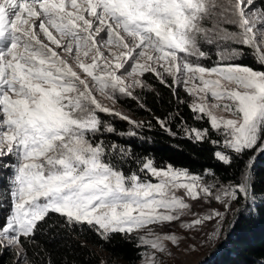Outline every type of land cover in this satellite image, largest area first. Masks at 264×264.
<instances>
[{
    "label": "snow or ice",
    "instance_id": "obj_1",
    "mask_svg": "<svg viewBox=\"0 0 264 264\" xmlns=\"http://www.w3.org/2000/svg\"><path fill=\"white\" fill-rule=\"evenodd\" d=\"M212 47L219 59L207 67L200 61ZM149 73L174 95L183 85L193 99L177 96L179 103L193 119L206 118L210 128L184 129L189 139L203 141L214 130L221 136L211 141L221 149L214 157L228 167L242 162L227 185L205 184L171 165L158 168L150 157L137 158L138 170L126 173L122 162L132 154L97 139L115 132L101 114L143 126L100 98L113 104L131 98L144 108L135 89L150 88L143 79ZM156 120L174 134L168 119ZM249 152L254 155L244 160ZM259 155L264 0H0V164L8 171L10 200L0 255L14 250V264H31L25 245L35 242L39 222L51 214L104 242L120 234L137 248L140 264H166L161 257L172 255L166 242L180 240L162 229L173 222L187 230L219 224L224 213L215 209L184 222L187 201H216L228 211L251 199Z\"/></svg>",
    "mask_w": 264,
    "mask_h": 264
},
{
    "label": "trees",
    "instance_id": "obj_2",
    "mask_svg": "<svg viewBox=\"0 0 264 264\" xmlns=\"http://www.w3.org/2000/svg\"><path fill=\"white\" fill-rule=\"evenodd\" d=\"M205 49L208 50L207 46ZM218 59L217 49L212 47L208 58L202 59L200 63L210 66ZM243 62L254 68L258 67L251 58L245 57ZM143 79L150 88L138 89L136 95L144 108L139 107L138 102L131 98L119 100L137 121L143 122L142 127L133 129L132 125L117 117L101 115L104 122L114 127L115 132L104 133L102 136L98 134L97 139H103L106 144L115 142L132 154L122 162L123 170L126 173L137 171V158L150 157L156 167L171 165L197 175H205L210 170L214 174L211 176L220 181H230L237 177L238 169L242 167L241 161H234L228 167L214 157L216 146L211 141L220 139L214 130L199 142L189 139L185 134V127L210 128L206 118L199 121L193 119L188 107L179 103V100L185 99L181 98L178 91L174 95L173 88L162 85L152 74H146ZM168 83L170 84L169 80ZM157 117L168 119V127L174 134L161 129ZM133 130L136 132L135 136L126 135ZM251 155L252 152L247 153L244 160ZM2 169L3 165H0V170ZM253 172L252 198L237 214L222 245L203 264H264V155H259L255 160ZM7 187L8 183L3 175L0 178V226L5 222L10 204L6 194ZM25 247L26 258L31 264H48L49 260L51 264H101L99 250L105 253L107 259H122L134 263L139 258L134 244L120 234H115L109 242H104L86 227L72 229L64 226L62 219L56 214H51L45 222H39L35 242L27 243ZM11 257V252L5 251L0 255V264H11Z\"/></svg>",
    "mask_w": 264,
    "mask_h": 264
},
{
    "label": "rangeland",
    "instance_id": "obj_3",
    "mask_svg": "<svg viewBox=\"0 0 264 264\" xmlns=\"http://www.w3.org/2000/svg\"><path fill=\"white\" fill-rule=\"evenodd\" d=\"M214 65H215V63L213 65H210L207 67H212ZM166 79L169 80V82L171 84V78L166 77ZM145 83L147 85H149L147 82H145ZM173 87H175V86H173ZM138 89H140V88L135 89V94H137ZM177 91L180 94L181 98H184L187 101V103L192 102L193 98L185 92L183 85H181L177 89ZM123 98L124 97H120L114 104L112 103V101H109L107 99H104V98H100V99L103 103H105L106 105H108L110 107H113L116 111L122 112L123 114L129 116L132 120L137 121L138 119L120 103L119 100L123 99ZM209 100H211V97H209ZM217 114L221 115L222 113H217ZM101 115H107V114H101ZM185 128L192 129L195 127H185ZM195 129H197V128H195ZM200 130H203V128H200ZM214 133L216 135L220 136L215 131H214ZM185 134L188 135L187 132H185ZM219 140H221V136H220ZM217 150H221V149H219L216 146V151ZM0 165H2V164H0ZM166 167L167 166L158 167V168H166ZM207 172L208 171H206L205 175H203V174L198 175L202 178V180L205 184H213V185H215V187H219L221 184L227 185L229 183V181H220L218 178L211 176V175H208ZM190 174H192V173H190ZM3 175L5 176V180L7 182L8 171L4 170V168L2 170H0V178ZM194 175H197V174H194ZM177 194L180 195L181 193L178 192ZM242 200H241V202H242ZM187 202L190 204L191 209H190V213L188 215L181 217V219L184 222H190L192 219L195 218L192 215V213L203 214V212L209 211L211 209H215L217 211L223 212L224 213V219L222 221H220L219 224H217V222L215 220L206 221L204 226L193 229V230L182 229L179 226V222H173V225L171 228H163L162 229L163 232L174 233L177 237H179V240H180L178 246L173 245L170 242H166L169 252L172 253L171 257H168V256L161 257V259H164L166 261V264H195L199 259L203 258L211 249L212 250H211V253L209 254V256L211 254H213L215 251H217V249L222 245V243L225 240V239L221 240V238L224 235L226 228L228 229L232 224L233 219L231 218V216L233 215L236 207L241 203V202L240 203H233L231 205L230 210L225 211L223 209V207L219 204V202H216V201H203L202 205H198L196 202L191 201V200H189ZM9 208H10V204H9ZM9 208H8V212H7L6 217L9 214ZM6 217H5V220H6ZM217 228H219L218 234L213 236L212 239H209V236H211L212 233L214 231H216ZM154 231L160 232L161 228L158 226V227L154 228ZM134 235H144V233H136ZM141 251H150V249L141 248ZM9 252H11V254H12L11 264H14L15 252H14V250H9ZM99 254H100L101 260L104 261L105 264H140V258H138L134 263H128L122 259H107V257L105 256V253L103 251H100V250H99ZM209 256H207L205 259L200 260L199 263H197V264H203L204 261Z\"/></svg>",
    "mask_w": 264,
    "mask_h": 264
},
{
    "label": "water",
    "instance_id": "obj_4",
    "mask_svg": "<svg viewBox=\"0 0 264 264\" xmlns=\"http://www.w3.org/2000/svg\"><path fill=\"white\" fill-rule=\"evenodd\" d=\"M253 155H254V154L252 153L251 156H253ZM257 157H258V156H257ZM257 157H256V159H257ZM256 159H255V160H256ZM248 200H249V199H243L242 202L236 207V209H235L233 215L231 216V218H233L232 224H231V226H230L228 229L226 228V230H225V232H224V235L222 236L221 240L225 239V238L228 236V234L230 233V231H231V229H232V225H233V222H234V220H235L237 214L239 213V211H240L242 208H244V207L246 206ZM211 250H212V249H211ZM211 250H210V251H209V252H208L203 258L199 259L195 264L199 263L200 260L205 259L207 256H209V254L211 253Z\"/></svg>",
    "mask_w": 264,
    "mask_h": 264
},
{
    "label": "bare ground",
    "instance_id": "obj_5",
    "mask_svg": "<svg viewBox=\"0 0 264 264\" xmlns=\"http://www.w3.org/2000/svg\"><path fill=\"white\" fill-rule=\"evenodd\" d=\"M233 219V218H232Z\"/></svg>",
    "mask_w": 264,
    "mask_h": 264
}]
</instances>
